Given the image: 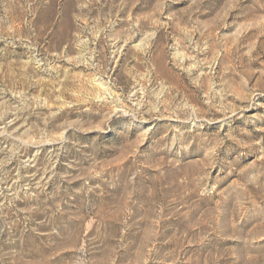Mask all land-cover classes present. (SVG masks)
<instances>
[{
    "label": "rangeland",
    "instance_id": "rangeland-1",
    "mask_svg": "<svg viewBox=\"0 0 264 264\" xmlns=\"http://www.w3.org/2000/svg\"><path fill=\"white\" fill-rule=\"evenodd\" d=\"M0 264H264V0H0Z\"/></svg>",
    "mask_w": 264,
    "mask_h": 264
}]
</instances>
